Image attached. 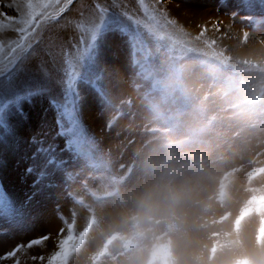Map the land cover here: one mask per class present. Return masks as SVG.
Instances as JSON below:
<instances>
[{
  "label": "rangeland",
  "instance_id": "rangeland-1",
  "mask_svg": "<svg viewBox=\"0 0 264 264\" xmlns=\"http://www.w3.org/2000/svg\"><path fill=\"white\" fill-rule=\"evenodd\" d=\"M11 3L0 0V11L17 16L16 8L25 0H15L16 8L5 6ZM97 5L139 27L149 38L152 56L141 72L135 62L141 57L134 56L129 37L119 28L110 26L97 36L98 84L111 104L92 85L77 81L79 119L94 142L91 157L84 159L58 134L50 100L62 101L60 69L66 55L74 56L91 39L81 12L88 6L96 22L102 21ZM144 6L153 11L154 20L145 15ZM172 6L190 19L207 9L228 21L213 20L193 34L173 24L179 13ZM27 19V9L21 10L14 33L0 42V65L5 67L21 35L32 43L16 62L19 71L0 76V193L12 208L11 213L0 210V264H48L69 224L82 240L68 264H122L130 252L120 239L122 229L103 225L99 215L125 207L124 195L141 183L145 156L166 142L198 148L218 172H231L239 187L247 173L264 169V0H144V5L140 0H72L55 19L38 15L29 33L18 32L27 27ZM149 28L155 29L159 44ZM27 90L42 91L26 97ZM17 96L22 98L16 101ZM85 99L93 118L83 117ZM49 146L52 153L37 152ZM48 155L59 166L45 168ZM49 212L56 220L52 231L42 226ZM44 236L49 238L42 244L28 247Z\"/></svg>",
  "mask_w": 264,
  "mask_h": 264
},
{
  "label": "clouds",
  "instance_id": "clouds-1",
  "mask_svg": "<svg viewBox=\"0 0 264 264\" xmlns=\"http://www.w3.org/2000/svg\"><path fill=\"white\" fill-rule=\"evenodd\" d=\"M237 189L198 148L166 142L145 156L139 186L124 195L122 264H264V169Z\"/></svg>",
  "mask_w": 264,
  "mask_h": 264
},
{
  "label": "snow or ice",
  "instance_id": "snow-or-ice-1",
  "mask_svg": "<svg viewBox=\"0 0 264 264\" xmlns=\"http://www.w3.org/2000/svg\"><path fill=\"white\" fill-rule=\"evenodd\" d=\"M72 0H64L61 4V0H25V4L22 8H16L15 0H12L11 4L5 5L8 7H14L17 10V16H10L8 13L0 11V28H8L12 24L16 23L19 18V12L23 9H27L28 19L23 21L27 27L18 28L17 31L20 33H29V29L32 28V21L38 15H43L45 19L51 18L55 19L60 12H63L68 4H71ZM140 3L144 5V0H140ZM55 5H60L59 8L54 7ZM97 8L102 17L100 24L92 26L85 31L91 33V39L87 43L86 47H82L76 52L74 56L66 55L65 66L60 69L62 72L63 79L61 81L63 85L62 89V101H58L53 98L50 103L54 106L57 112V124L59 125V135L68 138V145L71 149L75 151L78 156H82L84 159L91 157L94 151V142L89 138L81 125L79 119L80 111V101L81 96L77 91V81H82L84 83L92 85L97 92L100 93L102 100L106 104H111L107 93L99 86L98 81L101 80V73L98 70L96 64V39L103 31L108 30L110 26L119 28V30L129 37V43L132 46L134 56L138 53L141 59L135 62L140 65L141 72H143L149 64V58L152 56V52L149 48V38L140 31L139 27H130L128 24L124 23L118 16L110 15L108 9L102 8L97 5ZM52 9L51 11H48ZM144 13L149 19H155V15L152 10L147 6H144ZM129 19H132L129 17ZM137 24V21H133ZM34 31V29H33ZM150 35L153 39H157V44H159V39L155 35V29H148ZM28 40V35H21L19 40L11 46V51L14 53L12 58L9 60L8 65H0V76H5L7 74H12L13 70L19 71L16 66L17 60H19L27 50L32 47V43H25ZM83 45V38L81 39ZM42 90H27L26 97H31L38 94ZM22 97L17 96L15 99L19 101ZM2 110V108H0ZM53 149L51 146L48 148L41 147L37 150L38 153L50 154ZM52 165H58L57 160L54 156L48 155L45 162V168ZM29 172L33 169L29 168ZM46 175V172H41V177ZM259 209H264V196L260 197L258 200L254 201ZM0 210L11 213L12 208L9 205L6 197L3 193H0ZM72 226L69 224L67 229V235L64 236L58 242V250L48 261V264H68V258L76 247L78 240H82V237H77L72 232ZM262 235H264V229L261 230ZM63 233V229L61 230ZM49 237L44 236L30 241L28 247L33 245H40ZM15 251L10 255H14ZM35 259V258H34ZM43 259V257H41Z\"/></svg>",
  "mask_w": 264,
  "mask_h": 264
},
{
  "label": "bare ground",
  "instance_id": "bare-ground-1",
  "mask_svg": "<svg viewBox=\"0 0 264 264\" xmlns=\"http://www.w3.org/2000/svg\"><path fill=\"white\" fill-rule=\"evenodd\" d=\"M82 2L84 1H87V0H81ZM200 1V0H199ZM211 1V0H210ZM23 2V1H22ZM197 4V3H196ZM208 4V3H207ZM181 5V4H180ZM215 5V4H213ZM209 6V5H208ZM216 6V5H215ZM214 6V7H215ZM183 7V6H182ZM189 7V6H188ZM210 7V6H209ZM216 8V7H215ZM172 9H174V13L175 14H178V15H174L173 18L171 19L173 21V24L177 22V24H180L179 25V30H194L192 33L194 34L195 32H197V30L200 29V27H205L206 29L208 27L211 26V23L213 20L216 21V19L220 22H223V23H226L228 21L227 18H224V17H219L217 15H215L212 11H209V10H205V9H201V11H199L197 14H195V18L193 19H190L191 17L188 16V17H185V15H187L188 13L184 12V16L181 14L182 12V9L180 8H176L175 6H172ZM93 9H89L88 10V6H86V8L81 12V15H80V19H86V23H87V28L86 29H89L91 28L92 26H95V25H98V23L96 22V17H95V12L92 11ZM81 11V10H80ZM188 11V10H187ZM190 13V12H189ZM190 17V18H189ZM2 19V18H0ZM191 20L192 22L190 23H187V21ZM219 22V23H220ZM188 26L187 28L185 27ZM219 26V25H218ZM198 27V28H197ZM233 27V26H232ZM13 28H14V25L12 24L11 26H9L8 28H0V42H3V40L5 41L6 39H4V37H8L10 36L12 33H14L13 31ZM197 28V29H196ZM209 30V29H208ZM208 32V31H207ZM211 32V30H210ZM191 33V32H190ZM85 34V33H84ZM210 34V33H209ZM249 40V39H248ZM81 42V41H80ZM113 42V41H112ZM77 43V42H76ZM256 44V43H255ZM250 45V44H249ZM102 46V45H101ZM244 46V45H243ZM99 50V49H98ZM233 52V51H232ZM103 54L105 55V53L103 52ZM233 54V53H232ZM241 55V54H240ZM239 55V56H240ZM115 57V56H114ZM236 59V58H235ZM98 60V59H97ZM101 61V60H99ZM237 62V61H236ZM99 63V62H98ZM109 63V62H108ZM101 65V64H100ZM105 65V64H104ZM107 65V64H106ZM32 66V65H31ZM35 66V65H34ZM102 66V65H101ZM103 67V66H102ZM119 67V66H117ZM28 68V67H27ZM32 69V68H31ZM105 76V75H104ZM28 77V76H27ZM25 79V78H24ZM116 80V79H115ZM121 81V80H120ZM121 87V86H120ZM82 90V89H81ZM132 94V93H131ZM82 100V99H81ZM91 106L89 101L88 100H84L81 104V108H82V114H83V117L85 119H88V118H93V115L89 112H87L88 110V107ZM98 107V106H97ZM26 108V107H25ZM124 109V108H123ZM138 109V108H137ZM95 111V110H94ZM118 111V110H116ZM96 112V111H95ZM99 112V111H98ZM90 114V115H89ZM129 114V113H128ZM97 115V114H96ZM88 116V118H87ZM124 117H126L124 114H123ZM127 120V118L125 119ZM87 121V120H86ZM93 121L96 123V124H99L100 122V119H98L97 117H94ZM133 123V122H132ZM14 125V124H13ZM139 126V125H138ZM98 127V126H96ZM93 128V127H92ZM99 129V128H98ZM95 130V129H94ZM109 130V129H108ZM135 130V129H134ZM25 131V129L23 130ZM104 131V130H103ZM106 132V131H104ZM21 133V132H20ZM103 136V135H101ZM114 137V136H113ZM108 143V142H107ZM112 145V144H111ZM141 147V146H140ZM146 148V146H145ZM6 170V169H5ZM238 184L235 185V187L237 189H239L240 187L237 186ZM119 198V196H118ZM125 207L123 209H117L114 213H101V215H99V218L102 220V224L103 225H107V223H110L112 225H115L116 227H118V225L120 224V221H121V217L125 214ZM49 218H45V220H43L42 223H44L42 226L43 228H46L50 231H52V228L54 226H56V220L54 219V213L52 212H49ZM109 226V225H108ZM119 228V227H118ZM55 230V229H54ZM44 232V231H43ZM42 232V233H43ZM41 234H37L33 237H39L42 235ZM51 236V235H50ZM31 237V238H33ZM56 239V238H55ZM95 240V238H94ZM52 244L51 242H46L45 244H47L48 246L50 244ZM92 246V245H91Z\"/></svg>",
  "mask_w": 264,
  "mask_h": 264
}]
</instances>
